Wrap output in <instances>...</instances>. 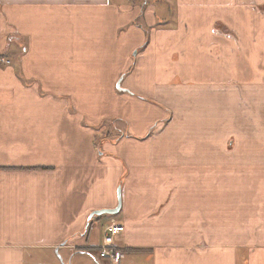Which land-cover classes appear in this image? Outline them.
<instances>
[{
    "label": "crops",
    "instance_id": "0c3cea01",
    "mask_svg": "<svg viewBox=\"0 0 264 264\" xmlns=\"http://www.w3.org/2000/svg\"><path fill=\"white\" fill-rule=\"evenodd\" d=\"M156 2L0 0V264H264V0Z\"/></svg>",
    "mask_w": 264,
    "mask_h": 264
},
{
    "label": "built area",
    "instance_id": "2783aa9c",
    "mask_svg": "<svg viewBox=\"0 0 264 264\" xmlns=\"http://www.w3.org/2000/svg\"><path fill=\"white\" fill-rule=\"evenodd\" d=\"M123 230V226L113 219L105 226L102 243L95 250L99 260H105L107 264H120V252L115 245V240Z\"/></svg>",
    "mask_w": 264,
    "mask_h": 264
},
{
    "label": "rangeland",
    "instance_id": "374dc122",
    "mask_svg": "<svg viewBox=\"0 0 264 264\" xmlns=\"http://www.w3.org/2000/svg\"><path fill=\"white\" fill-rule=\"evenodd\" d=\"M127 2H131V3H135V1H137V0H126ZM152 1H154V3H156L157 5H159V7H161V5L160 4H158L156 1H158V0H152ZM160 2V1H159ZM129 11L130 12H132V10H130L129 9ZM161 11H163V10H161ZM163 14H165V13H163ZM136 19H135V22L136 23H138V24H140L141 23V15H138L137 17H135ZM171 18L172 19H170L169 21H167V22H160L161 24L162 23H164V24H162L163 26H165V27H168V28H172V26H173V24L175 23L176 24V22H177V16H176V13H175V11H172V16H171ZM144 28V27H143ZM147 28V27H146ZM145 29V28H144ZM176 29V28H175ZM146 30V29H145ZM211 76H213L212 75V73H202V72H198L197 74H193L192 75V77L194 78V79H199V80H205V78L206 79H208L209 77H211ZM181 81H180V78L178 77V76H176V75H174L173 77H172V81H171V84L172 85H177V86H180L181 84ZM109 124L110 125H108L107 123H105L104 124V126H105V128H107L108 127V129H109V131H111V132H113V130H114V127L116 128V127H118L117 126V122L114 124V123H110L109 122ZM119 125V124H118ZM105 215H108V214H103V215H101L100 217H105Z\"/></svg>",
    "mask_w": 264,
    "mask_h": 264
},
{
    "label": "water",
    "instance_id": "95a60500",
    "mask_svg": "<svg viewBox=\"0 0 264 264\" xmlns=\"http://www.w3.org/2000/svg\"><path fill=\"white\" fill-rule=\"evenodd\" d=\"M120 83H117V88L120 89ZM117 206L114 209H101V210H96L90 213L88 220H90L93 216L96 215H102V214H108V215H113L115 214L119 208H120V203H121V194H120V187L117 188Z\"/></svg>",
    "mask_w": 264,
    "mask_h": 264
}]
</instances>
